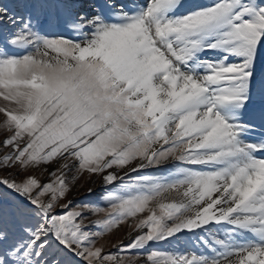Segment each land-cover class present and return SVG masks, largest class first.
Here are the masks:
<instances>
[{
	"label": "snow or ice",
	"instance_id": "snow-or-ice-1",
	"mask_svg": "<svg viewBox=\"0 0 264 264\" xmlns=\"http://www.w3.org/2000/svg\"><path fill=\"white\" fill-rule=\"evenodd\" d=\"M0 264H264V0H0Z\"/></svg>",
	"mask_w": 264,
	"mask_h": 264
},
{
	"label": "rangeland",
	"instance_id": "rangeland-1",
	"mask_svg": "<svg viewBox=\"0 0 264 264\" xmlns=\"http://www.w3.org/2000/svg\"><path fill=\"white\" fill-rule=\"evenodd\" d=\"M94 179L95 178L89 179L87 175H85L78 180L76 187L73 189V192L70 194V196L72 197H77V199L75 200L76 204H80L82 202V200L79 197L82 196L84 193H86L89 187L95 190L94 195L91 196L83 195V200H96L102 194L103 190L100 188V186L95 187V184L97 182L94 183L93 182ZM101 206H106V205H101ZM88 219H96V217L90 215ZM92 230L96 231L97 229L94 228ZM128 231L129 229L127 225H122L119 231L115 232L114 234H109L105 236L103 240L100 242H103L105 244H114L117 239L124 238L127 235ZM157 247L167 248L168 245H158Z\"/></svg>",
	"mask_w": 264,
	"mask_h": 264
},
{
	"label": "bare ground",
	"instance_id": "bare-ground-1",
	"mask_svg": "<svg viewBox=\"0 0 264 264\" xmlns=\"http://www.w3.org/2000/svg\"><path fill=\"white\" fill-rule=\"evenodd\" d=\"M99 186V183L97 182L96 184H95V187H98Z\"/></svg>",
	"mask_w": 264,
	"mask_h": 264
}]
</instances>
